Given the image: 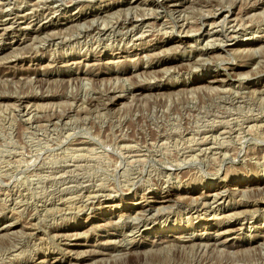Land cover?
I'll use <instances>...</instances> for the list:
<instances>
[{
  "label": "rangeland",
  "instance_id": "obj_1",
  "mask_svg": "<svg viewBox=\"0 0 264 264\" xmlns=\"http://www.w3.org/2000/svg\"><path fill=\"white\" fill-rule=\"evenodd\" d=\"M181 2L0 0V264H264V0Z\"/></svg>",
  "mask_w": 264,
  "mask_h": 264
},
{
  "label": "bare ground",
  "instance_id": "obj_2",
  "mask_svg": "<svg viewBox=\"0 0 264 264\" xmlns=\"http://www.w3.org/2000/svg\"><path fill=\"white\" fill-rule=\"evenodd\" d=\"M158 1V0H157ZM162 2L163 1H165V0H161ZM193 1H195V0H193ZM152 2V1H151ZM171 2H173L174 4V6H179L182 2H181V0L179 1V0H171ZM153 3V2H152ZM151 3V4H152ZM172 4V3H171ZM253 4V3H252ZM149 5H150V3H149ZM167 5H169V4H167ZM182 5V4H181ZM184 5V4H183ZM154 6V5H153ZM253 6H255L254 4H253ZM135 7V6H134ZM152 7V6H151ZM171 7V6H170ZM232 7V6H231ZM247 7V6H246ZM257 7V6H256ZM260 7V6H259ZM230 8V7H229ZM219 9V8H218ZM244 9V8H243ZM174 10V9H173ZM206 10V9H205ZM219 10H221V9H219ZM229 10V9H228ZM245 10V9H244ZM171 11V10H170ZM216 12V11H215ZM219 12V11H218ZM229 12H230V10H229ZM232 12V11H231ZM230 12V13H231ZM129 13V12H128ZM230 13H228L229 15H230ZM20 14V13H19ZM214 14H216V13H214ZM213 14V15H214ZM226 15V14H225ZM228 15V16H229ZM226 17H227V15H226ZM6 18V17H5ZM239 19V18H238ZM242 19V18H241ZM223 20V19H222ZM221 20V21H222ZM227 20V19H226ZM225 20V21H226ZM230 20V19H229ZM8 21V20H7ZM13 21V20H12ZM95 21V20H94ZM207 21V20H206ZM213 21V20H212ZM220 21V20H219ZM221 21H220V25H221ZM224 21V20H223ZM233 21V20H232ZM17 22V21H16ZM214 22V21H213ZM212 22V23H213ZM207 23V22H206ZM212 23H210L211 25H212ZM217 23V22H216ZM216 23H214V24H216ZM226 22H224V24H225ZM239 24V26L241 25L240 23H238V20H237V22H235L234 24ZM2 24V23H1ZM203 24H204V22H203ZM218 23H217V25H219ZM223 24V23H222ZM232 24V23H231ZM233 24V26H235ZM12 25H13V23H12ZM11 25V28L13 27ZM219 25V26H220ZM201 26V25H200ZM216 26V25H215ZM214 26V27H215ZM228 26V25H227ZM238 26V25H237ZM46 27H47V25H46ZM203 27V26H202ZM212 27V26H211ZM225 27V26H224ZM231 27V26H230ZM242 27V26H241ZM240 27V28H241ZM6 28V27H5ZM83 28V27H82ZM189 28V27H188ZM187 28V29H188ZM193 28V27H192ZM200 28V27H199ZM221 29H222V27H220ZM218 29V30H221V29ZM239 28V27H238ZM3 29H4V27H3ZM7 29V28H6ZM197 29V28H196ZM211 29H213V28H211ZM226 29V28H225ZM232 29V28H231ZM5 30V29H4ZM191 30V27H190V29H188L187 31H188V34L190 33L189 31ZM199 30V29H198ZM208 30V29H207ZM238 30V29H237ZM242 30V29H241ZM167 31V30H166ZM200 31V30H199ZM222 31H223V29H222ZM225 31V30H224ZM223 31V32H224ZM232 31H235L234 29L232 30ZM182 32V31H181ZM181 32H179V33H181ZM196 32V31H195ZM201 32V31H200ZM208 32V31H207ZM228 32H229V30H228ZM231 32V31H230ZM242 32V31H241ZM184 33H186V31L184 32ZM197 33H198V31H197ZM212 33V32H211ZM215 33V32H214ZM239 33V32H238ZM196 34V33H195ZM225 34V33H224ZM141 35V34H140ZM216 35V34H215ZM225 35H227V32H226V34ZM228 35H229V33H228ZM197 36H199V35H197ZM204 36H205V34H204ZM210 36V35H209ZM221 36V35H220ZM232 36V38H233V35H231ZM207 37H208V35H207ZM228 37H230V36H228ZM256 37V36H255ZM262 37V36H261ZM260 37V38H261ZM199 38V37H198ZM203 38V37H202ZM209 38V37H208ZM235 38V37H234ZM263 38V37H262ZM261 38V39H262ZM213 39V38H212ZM230 39V38H229ZM257 39V38H256ZM198 40V39H197ZM222 40V39H221ZM263 40H264V38H263ZM214 41V40H213ZM212 41V42H213ZM215 42H216V39H215ZM214 42V43H215ZM222 42V41H221ZM179 43H185L184 41H183V39H181V40H179ZM206 44H208V43H206ZM205 44V45H206ZM210 44V43H209ZM213 44V43H212ZM216 44H218V43H216ZM220 44V46H221V44L222 43H219ZM219 44H218V46H219ZM180 45V44H179ZM178 45V47H181V46H179ZM192 45V44H191ZM176 46V49H178L177 48V45H175ZM185 46V45H184ZM209 46V45H208ZM224 46V45H223ZM190 47V46H189ZM193 47H194V45H193ZM197 47V46H196ZM203 47V46H202ZM203 48H205V46L203 47ZM207 48V47H206ZM184 49V48H183ZM196 49H198V47L196 48ZM170 50V49H169ZM195 50V49H194ZM213 50V49H212ZM228 50V49H227ZM232 50V49H231ZM235 50V49H234ZM201 51V50H200ZM204 51H205V49H204ZM223 51V50H222ZM229 51V50H228ZM235 51H237V50H235ZM180 52V51H179ZM208 52V51H207ZM215 52V51H214ZM256 52V51H255ZM162 53V52H161ZM221 53V52H220ZM147 55V54H146ZM201 55V54H200ZM199 55V56H200ZM145 56V55H144ZM148 56V55H147ZM150 57V56H149ZM202 57V56H201ZM199 58V57H198ZM203 58V57H202ZM202 58H201V60H202ZM188 59H190V58H188ZM208 59H209V56H208ZM207 59V60H208ZM211 59V58H210ZM209 59V60H210ZM198 60V59H197ZM200 60V59H199ZM205 60V61H204ZM203 61L206 63V59H204ZM195 61V60H194ZM193 62V61H192ZM188 63V62H187ZM150 64V63H149ZM153 64V63H152ZM155 64V63H154ZM190 64H191V62H190ZM193 64V63H192ZM196 64H198L197 62H196ZM246 64V63H245ZM181 65V64H180ZM184 65V64H183ZM236 65V64H235ZM154 66V65H153ZM188 66H192V65H187V66H183V67H188ZM142 67V66H141ZM180 67V66H179ZM181 68V67H180ZM178 69V68H177ZM177 69H175V70H177ZM182 69H184V68H182ZM191 69V68H190ZM238 69V67H235V66H231L230 68H228V70L227 69H225V73H224V76H221V75H215V76H213V77H208V78H206V76L204 75V77L202 78V79H200L199 77V79L197 78V79H194V81L193 82H191V83H185V85H187V87H191L192 86V88H193V84H197V83H200V82H204V83H207L208 85H210L209 86V88L211 87V86H213V85H216V84H222V85H225V83H227V81L229 80V78H228V76H230V72H232L233 74H235V71ZM181 70V69H180ZM180 70L178 69V71L180 72ZM187 70V69H186ZM188 70H189V67H188ZM146 71V70H145ZM167 71V70H166ZM182 71V70H181ZM175 72H177V71H175ZM184 72V71H183ZM258 72V71H257ZM256 72V73H257ZM259 73V72H258ZM237 74H239V73H237ZM240 75V74H239ZM249 75V74H248ZM235 76V75H234ZM237 76V75H236ZM235 76V77H236ZM153 77H155V76H153ZM239 77V76H238ZM171 78V77H170ZM241 78V77H240ZM245 78V77H244ZM244 80V79H243ZM242 80V81H243ZM174 82V81H173ZM180 83V82H179ZM244 83V82H243ZM176 84V83H175ZM174 84V85H175ZM156 84H154V86H155ZM177 85V84H176ZM208 85H206L207 87H208ZM218 85V86H219ZM231 86H233L232 84H230ZM264 85V84H263ZM186 87V88H187ZM206 87V88H207ZM222 87V86H221ZM264 87V86H263ZM262 87V88H263ZM164 87L163 86H157V87H155V90H157V91H161V89H163ZM182 88V87H181ZM197 88V87H196ZM216 88V87H215ZM223 88V87H222ZM225 88V87H224ZM234 88V87H233ZM243 88V87H242ZM151 89V88H150ZM180 89V88H179ZM183 89V88H182ZM189 89V88H188ZM200 89V88H199ZM205 89V87L203 88V90ZM208 89V88H207ZM206 89V90H207ZM216 89H218V88H216ZM174 90V89H173ZM202 90V91H203ZM209 90V89H208ZM212 90H214V89H212ZM222 90V89H221ZM227 90V89H226ZM223 91V90H222ZM260 91H261V93H263L262 92V90L260 89ZM259 91V92H260ZM165 92V91H164ZM192 92V91H191ZM207 92V91H206ZM253 92V91H252ZM162 93V92H161ZM214 93V92H213ZM139 94H141V93H139ZM157 94V93H156ZM164 94V93H163ZM160 95V94H159ZM227 96V95H226ZM225 97V96H224ZM115 101V100H114ZM209 102V101H208ZM234 102V101H233ZM26 111V110H25ZM75 123V122H74ZM215 140V139H214ZM202 142H203V140H202ZM166 143V142H165ZM200 143V142H199ZM187 144H189V143H187ZM192 144V143H191ZM135 146V145H134ZM161 147V146H160ZM177 149H178V147H177ZM239 152V151H238ZM139 153V152H138ZM137 154V153H136ZM59 155V154H58ZM80 155V154H79ZM195 156V155H194ZM213 157V156H212ZM234 157V156H233ZM206 158V157H205ZM147 160V159H146ZM178 160V159H177ZM82 165V164H81ZM89 165V164H88ZM143 167V166H142ZM64 173V172H63ZM128 173V172H127ZM38 176V175H37ZM48 178V177H47ZM53 178V177H52ZM264 179H262V178H258V181L257 182H262ZM46 181V180H45ZM131 182V181H130ZM128 183V182H127ZM259 183H257V184H259ZM124 186V185H123ZM254 186H256V184L254 185ZM259 186V185H258ZM126 187V186H125ZM75 189V188H74ZM103 189V188H102ZM254 189V188H253ZM255 189H256V187H255ZM254 189V190H255ZM260 189H262L263 190V188H260ZM251 190H252V188H251ZM257 190V189H256ZM259 190V189H258ZM261 190V191H262ZM248 192V191H247ZM260 192V191H259ZM170 193V192H169ZM261 193V192H260ZM263 193V192H262ZM8 194V193H7ZM55 194V193H54ZM209 194V193H208ZM257 194H258V191H257ZM79 195V194H78ZM89 195V194H88ZM105 195V194H104ZM110 195V194H109ZM174 195V194H173ZM243 195V194H242ZM249 195V194H248ZM247 195V196H248ZM260 195V194H259ZM96 196V195H95ZM205 196V195H204ZM232 196V195H231ZM262 196V195H261ZM96 197H98V196H96ZM187 197V196H186ZM185 197V198H186ZM197 197V196H196ZM201 197V196H200ZM242 197V196H241ZM249 197V196H248ZM90 198V197H89ZM188 198H189V196H188ZM194 198V197H193ZM199 198V197H198ZM195 199V200H200V199ZM226 198H227V195H225L223 192H215V193H210L209 195H206L205 197H203V200H201V202L200 203H205V204H207L208 202H210L209 200H213V202H211V203H217V202H219L220 204H222L225 200H226ZM263 198H264V196H263ZM79 199V198H78ZM87 199V198H86ZM171 199V198H170ZM170 199H167V200H161V201H156V202H158V203H160V202H168V201H170ZM189 199H191V197L189 198ZM188 199V200H189ZM192 200V202L194 201L195 203H196V201L195 200ZM230 199V198H229ZM172 200V199H171ZM54 201V200H53ZM52 201V202H53ZM73 201V200H72ZM174 201V200H173ZM191 201V200H190ZM16 202V201H15ZM148 202V201H147ZM177 202V201H176ZM193 202V203H194ZM198 202V203H199ZM263 202V201H262ZM48 203H50V202H48ZM142 203V202H141ZM197 203V204H198ZM233 203V202H232ZM52 204V203H51ZM50 204V205H51ZM57 204V203H56ZM145 204V203H144ZM49 205V204H48ZM149 205V203H147V205L146 206H148ZM151 205V204H150ZM169 205V204H168ZM177 205V204H176ZM204 205V204H203ZM145 206V207H146ZM152 206V205H151ZM158 206V205H157ZM159 206H161V205H159ZM215 206V205H214ZM149 207V206H148ZM162 207H164V206H162ZM198 207H200V206H198ZM197 207V208H198ZM202 207V206H201ZM212 207V206H211ZM217 207H219V205L217 206ZM216 207V208H217ZM205 208V207H204ZM214 208V207H213ZM212 208V209H213ZM51 209V208H50ZM147 209V208H146ZM161 209V208H160ZM218 209V208H217ZM221 208L219 207V210H220ZM222 209H223V207H222ZM152 210H153V207H151L149 210H145L146 212L148 211H150V213L149 214H142V216H140V214L139 213H137V214H139V216H135V215H131V216H127V217H124V218H127V219H133V220H135L136 222H135V224H134V226H135V230L136 229H138V231H141L143 228L146 230L148 227H149V225H151L152 223H153V221H152V219L151 218H153L150 214H151V212H152ZM163 210V209H162ZM198 210V209H197ZM196 210V211H197ZM228 210V209H227ZM144 211V212H145ZM223 211V210H222ZM238 211V210H237ZM216 212H218V210H216ZM240 212H242V211H240ZM140 213H141V211H140ZM143 213V212H142ZM220 213V212H219ZM234 213V212H233ZM245 213V212H244ZM199 214V213H198ZM238 214V213H237ZM242 214V213H241ZM129 215V214H128ZM216 215H218V214H216ZM220 215V214H219ZM230 215H232V214H227L226 216H225V218H229V216ZM151 216V217H150ZM234 216V215H233ZM223 217V216H222ZM234 217H236V216H234ZM16 221V220H15ZM129 221V220H128ZM225 221V220H224ZM233 221V220H232ZM111 223H112V221H111ZM133 223H134V221H133ZM132 223V224H133ZM131 224V225H132ZM10 225V224H9ZM224 225V224H223ZM223 225H221L220 226V232H221V230H222V228H223ZM11 226V225H10ZM10 228V227H9ZM244 228V227H243ZM5 229H8V228H6L5 227ZM132 229V228H131ZM149 229V228H148ZM176 229H178V228H176ZM240 229H241V227H240ZM256 229V228H255ZM254 229V230H255ZM237 230H239V229H226V230H224L223 232H219L218 233V236H222V235H224L226 232H228L229 233V231H232V232H235V231H237ZM137 231V230H136ZM165 231H169V230H165ZM135 232V231H134ZM132 233V232H131ZM5 234V233H4ZM4 234H3V237H4ZM9 235V234H8ZM22 235V234H21ZM194 235V234H193ZM198 235V234H197ZM204 235V234H203ZM171 236V235H170ZM173 236H175L174 234H173ZM217 236V235H216ZM2 237V238H3ZM179 237V236H178ZM194 237V236H193ZM180 238H182L181 240H184V238H186L185 236L184 237H180ZM202 238H203V236H202ZM178 239V238H177ZM19 240V239H18ZM169 240V239H168ZM192 240H193V238H192ZM201 240V239H200ZM125 241V240H124ZM162 241H163V239H162ZM161 241V242H162ZM185 241H190L189 239H186ZM184 241V242H185ZM183 242V243H184ZM193 242V241H192ZM202 242H204V241H202ZM228 241H223L222 240V242H220V244L221 245H223L224 246V244H226ZM188 243V242H187ZM23 244V243H22ZM186 244V243H185ZM213 244V243H212ZM217 244V243H216ZM188 245V244H187ZM172 246V245H171ZM226 247V246H225ZM134 249V248H133ZM157 257V256H156ZM180 262V261H179ZM42 263H46V264H58V263H61V261L60 260H54L53 262H51V261H44V262H42ZM185 263V262H184ZM207 264V263H206ZM219 264V263H218Z\"/></svg>",
  "mask_w": 264,
  "mask_h": 264
}]
</instances>
